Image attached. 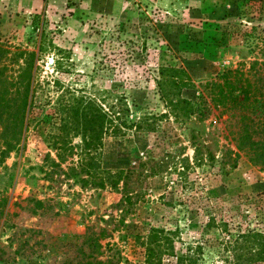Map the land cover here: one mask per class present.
I'll return each instance as SVG.
<instances>
[{
  "label": "rangeland",
  "instance_id": "374dc122",
  "mask_svg": "<svg viewBox=\"0 0 264 264\" xmlns=\"http://www.w3.org/2000/svg\"><path fill=\"white\" fill-rule=\"evenodd\" d=\"M256 43H264V0H0V264H143L151 227L173 231L175 252L195 264H264L255 254L264 251V169L237 156L215 112L164 114L155 82L158 67L182 66L197 86L263 59ZM30 52L35 94L10 150L7 104ZM122 94L130 118L154 114L152 129L103 136L88 149L81 128L64 133L60 105L70 96L103 106ZM181 94L199 95L196 87ZM61 146L73 153L57 166ZM85 151L101 170H132L130 203L120 190L82 185L80 166L66 175ZM92 230L102 244L95 258ZM174 263L162 255L160 264Z\"/></svg>",
  "mask_w": 264,
  "mask_h": 264
},
{
  "label": "trees",
  "instance_id": "16d2710c",
  "mask_svg": "<svg viewBox=\"0 0 264 264\" xmlns=\"http://www.w3.org/2000/svg\"><path fill=\"white\" fill-rule=\"evenodd\" d=\"M254 47L264 52V43L261 47L256 43ZM29 54L27 66L21 73L22 88L17 89L16 95L9 99L7 104V107L11 105L14 107L9 113V122L5 126L2 137L5 148L10 150L19 147L23 140L27 129L25 119L30 114L36 89V71L33 70L36 53ZM157 73L155 82L159 99L166 108L164 114H171L176 118L181 116L189 118L196 110L200 117L207 116L212 111L215 112V117L222 124L223 136L235 146L237 156L243 153L248 161L264 169V58L253 59L248 64L242 62L235 67L223 68L215 76L197 86L182 66L162 65L158 67ZM190 87H196L198 91L196 101L181 94L183 89ZM124 97L122 94L116 101L107 102L106 105L101 106L93 100L85 102L83 96H70L69 101L60 105V113L64 114V118H69V121L64 120L62 124L64 133L72 127L75 130L81 128L83 145L88 149L95 148L103 136L117 138L125 136L132 129L141 131L152 129L151 120L155 117L154 114L144 113L137 119L130 118L129 106ZM68 123L71 124L68 125ZM62 142L65 145L68 140L62 138ZM195 149L200 151L198 146H195ZM72 153L71 147L61 146L56 153L58 161L52 163L59 166ZM86 154L89 160L87 169L82 166ZM83 156L76 165L68 168L66 175L77 177V166H80L81 171L86 172V177L78 178L82 185L120 190V200L131 202L133 197L127 184L133 174L131 169L118 170V172H112L109 168L101 170L93 152L85 151ZM174 167L178 175H184L185 165L182 161L178 160ZM120 181L122 185H119ZM37 205H42L41 201H37ZM172 234L173 231H167L161 227L149 229V233L142 241L145 249L143 264H160L162 255L165 253L175 257L174 264H187V261L188 264H195L188 254L175 252ZM254 235L259 234L254 233ZM86 241L92 245V249L96 248V254L91 253V257H97L102 247L100 237L92 230L86 233ZM263 253L264 251H258L255 254L264 259ZM96 263L102 264L101 261L94 264Z\"/></svg>",
  "mask_w": 264,
  "mask_h": 264
}]
</instances>
